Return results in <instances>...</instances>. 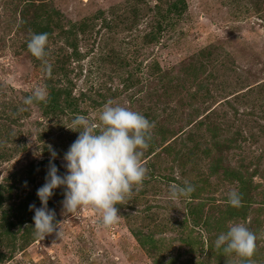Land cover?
<instances>
[{
  "label": "rangeland",
  "instance_id": "1",
  "mask_svg": "<svg viewBox=\"0 0 264 264\" xmlns=\"http://www.w3.org/2000/svg\"><path fill=\"white\" fill-rule=\"evenodd\" d=\"M33 1L0 0L4 209L34 203L29 197L45 183L49 146L58 175L66 174L63 157L79 135L67 128L75 115L99 123L112 101L155 126L142 158L147 178L116 206V224L102 226L88 206L66 213L62 186L47 205L56 230L35 234L0 264H154L146 249L155 242L162 264H207L209 238L214 243L233 223L257 233L264 254V0H183L177 9L178 0H43L54 29L43 60L29 51L34 31L21 22ZM37 86L47 98L58 86L69 102L62 97L52 109L24 104ZM241 177L250 204L246 218L240 212L229 219L228 192L241 193ZM184 181L195 191L169 199L170 186ZM195 205L203 210L199 226ZM34 215L30 210L31 225ZM134 232L142 233L144 248Z\"/></svg>",
  "mask_w": 264,
  "mask_h": 264
},
{
  "label": "clouds",
  "instance_id": "2",
  "mask_svg": "<svg viewBox=\"0 0 264 264\" xmlns=\"http://www.w3.org/2000/svg\"><path fill=\"white\" fill-rule=\"evenodd\" d=\"M47 42L48 33H33L27 47L33 56L43 60ZM45 66L50 73L51 65L45 61ZM46 98V90L37 86L23 102L30 105ZM71 124L72 127L67 128L79 132V135L64 154L66 174L58 175V168L53 163L57 153L49 146L51 159L45 183L37 190L42 207L29 205V210H35L34 230L38 236L53 233L59 225L54 223L55 212L47 207L54 189L65 188L62 203L66 213L88 206L99 215L102 226L109 227L120 219L116 206L131 195L134 187L139 191L147 178L148 169L142 158L150 146L154 122L139 112L118 104L114 106L112 101H108L99 115V123L77 114ZM194 191L195 186L184 181L182 185H171L168 195L169 199L177 200ZM227 203L240 207L242 194L236 190L229 191ZM256 240V234L245 224L233 223L226 232L219 234L214 243L217 249L223 248L225 255L235 253L252 264Z\"/></svg>",
  "mask_w": 264,
  "mask_h": 264
},
{
  "label": "trees",
  "instance_id": "3",
  "mask_svg": "<svg viewBox=\"0 0 264 264\" xmlns=\"http://www.w3.org/2000/svg\"><path fill=\"white\" fill-rule=\"evenodd\" d=\"M39 2V4L36 3ZM183 3V0H178L175 4V8L177 9L178 2ZM34 8L35 10H31ZM47 5L44 3L43 0H34L32 5L28 8L24 9L21 12L23 24L27 25L31 28L34 33H48V38L52 31L54 30L49 20L52 18L49 14H46L48 10L46 9ZM46 14V15H45ZM47 18V19H46ZM42 21H46L47 23L44 24ZM65 34L70 35L73 34L71 29ZM58 87V86H57ZM57 87H50V93L48 98L45 101L33 103L39 104L42 108L48 106V109L57 108L59 105L60 100L64 97V102H69V95L70 93L64 89L57 88ZM65 95V96H64ZM241 185H242V204L240 207H232L229 204L225 206V213L228 218H237L239 214L242 213V219L246 218L245 213L248 208L250 202L246 201V195H244V190L247 193L246 182L242 180L241 177ZM8 185L0 183V243L5 244V248L7 251L0 253V261L5 262L13 258V256L18 251H22L25 248L29 247L32 242H34L37 238L35 237V230L34 225H31V219L28 217L30 214L29 207H27L25 202H20L15 208L11 209L10 211L4 209V202H5V190L8 188ZM30 199H34L35 205H41V201L38 196L29 197ZM201 205H195L193 210L191 211V215L194 216L193 221H195V226H199V220L201 219L202 213ZM241 212V213H240ZM209 222H211V218L205 221L203 225L206 226L207 230H209ZM225 229L223 227L222 231ZM227 231V230H226ZM225 231V232H226ZM255 233V232H254ZM257 234V233H255ZM133 236L137 239L139 244L144 248L146 243L142 240V233L141 232H134ZM156 243V242H155ZM153 243L151 246L152 248H148L147 253L152 256L154 260V264H162L159 259H156V245ZM207 243V241H206ZM204 246V242H203ZM258 247V245H257ZM208 254H207V264H227L228 261L233 262L232 264H248V260L245 258L239 257L238 262L234 261L237 258L235 253L230 255H225L223 252V248L217 249L213 243V238H209V245L207 243ZM252 264H264V254L262 250L256 248V252L254 256L251 258Z\"/></svg>",
  "mask_w": 264,
  "mask_h": 264
}]
</instances>
